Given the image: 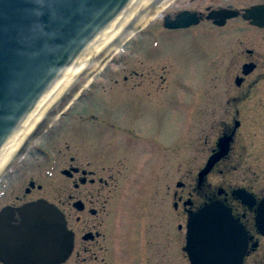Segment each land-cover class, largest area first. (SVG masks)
Here are the masks:
<instances>
[{"label":"flooded vegetation","instance_id":"flooded-vegetation-1","mask_svg":"<svg viewBox=\"0 0 264 264\" xmlns=\"http://www.w3.org/2000/svg\"><path fill=\"white\" fill-rule=\"evenodd\" d=\"M263 3L217 4L205 6L204 11L199 5L185 6L163 15L173 18L183 10L197 14L198 21L184 28L168 29L161 21L170 32L199 29L189 43L195 51L190 55L195 57H206L201 35L206 29L215 33V44L221 51L213 53L217 68L208 79L203 61L184 62L182 72L185 70L187 77L183 83L177 74L170 77V70L165 73L154 67H112L102 73L110 59L86 87L81 86L84 79L76 83L41 118L12 159L8 174L0 178V197H7V201H0V211L39 199L54 204L72 234L70 254L57 264H190L184 251L187 220L206 206L218 205L243 232L245 249L239 264H264V233L255 221L264 197V27L242 17L245 9ZM218 7H230L238 14L216 25L206 15ZM119 70L121 84L117 85V78L110 77ZM190 78L199 84H186ZM106 81L114 86L106 88ZM195 88L200 99L193 104L198 108L192 122L198 123L193 128L198 143L189 141L194 153L176 167L185 174L171 184L165 181L163 195H158L159 150L169 154L170 175V142L160 146L162 122L155 113L165 107L170 110V103L178 101L172 99L175 93L183 91L189 99L194 97L190 93ZM95 93L107 96L110 103L111 94H131L134 99L119 107H101L102 100L90 99ZM180 102L192 103L186 99ZM110 109L114 115L109 114ZM63 118L70 119L71 148L65 144L52 157L36 143L42 146L58 137L65 125ZM167 125L170 138V120ZM37 155L53 162L51 167L64 178L63 185L49 196L33 179L15 181ZM254 166L262 171L259 179ZM138 178L145 181L136 184ZM17 222L13 213L10 223ZM5 248L6 239L0 236V264L7 262Z\"/></svg>","mask_w":264,"mask_h":264},{"label":"water","instance_id":"water-1","mask_svg":"<svg viewBox=\"0 0 264 264\" xmlns=\"http://www.w3.org/2000/svg\"><path fill=\"white\" fill-rule=\"evenodd\" d=\"M172 1L0 0V146L56 75L120 10ZM237 14L230 7H218L208 10L206 18L222 25ZM242 17L264 27V3L245 9ZM197 21L196 13L183 10L173 18L165 16L163 26L184 28ZM13 213L18 216L14 224ZM255 221L264 233V197ZM242 235L228 211L206 206L187 220L184 251L190 264H239L245 249ZM0 236L6 239L4 264H57L72 248L62 213L44 199L14 210L3 208Z\"/></svg>","mask_w":264,"mask_h":264},{"label":"rangeland","instance_id":"rangeland-1","mask_svg":"<svg viewBox=\"0 0 264 264\" xmlns=\"http://www.w3.org/2000/svg\"><path fill=\"white\" fill-rule=\"evenodd\" d=\"M252 0H176L169 2L168 5L164 6V9H162L161 12L152 19H150L147 23L142 25V30L136 36H132L129 38V35L126 38H129L126 41V45L124 47L123 52L116 53L111 59V61L107 62L105 69L101 72L103 73L108 68H136V69H148L149 67L154 68H162L165 73L170 70V77L174 74H177L176 77L180 78L181 81L184 83L183 78H186L185 70L182 72L184 68L183 64L185 61L187 62H194L197 61L198 63L204 62L203 67L205 68V78L208 79L209 75L215 72V69L217 68L215 66V60L213 57L215 56L213 53L217 51H221L215 44L216 38L215 33L208 32L209 29L205 34L201 35L203 36L201 39V45H202V51L206 52V57L204 56H193L190 55L192 53H195V51L189 47L190 39L195 38L198 36L199 29H192L191 31H185L186 33L181 32H170L169 30H165L161 26L162 16L166 14H170V11L189 6V7H198L204 11L205 6H212L215 7V5L220 4L224 6L227 3L231 4H240V3H248ZM190 32V33H188ZM126 36V34H125ZM125 38V39H126ZM155 40V41H154ZM154 41V42H153ZM227 50V48H226ZM124 53H126L124 55ZM211 54V55H210ZM194 57V59H192ZM190 60V61H189ZM220 61V60H219ZM141 62V63H140ZM218 62V60L216 61ZM101 62L96 57V59H93L92 63L89 64V67L86 69L87 72L80 75L75 82L72 84L71 89H73L76 85V83H82L86 80L87 77L90 75H93L97 72V68L100 66ZM99 65V66H98ZM119 74H121V71H116L115 75L110 77L117 78V85L121 84V80L119 78ZM212 77V75H211ZM201 79V76H200ZM179 82V83H182ZM196 81L193 80V78L188 79L186 81V84L190 85L191 87L194 85ZM174 83L175 82H171ZM178 82L176 81V84ZM197 83V82H196ZM199 84V83H197ZM105 85L108 88L114 86L112 81H106ZM172 87H170L171 91ZM194 90L190 93V96H194L189 99L188 95L184 93L183 91H180L178 93H175L174 97H172L173 100H177L176 102L170 103V110L168 107H165L164 109H159V112L155 113L158 115V120L162 122L160 124V146H166V143L170 142V175L169 171H167V165L169 164V154L166 151L159 150L158 155V164H159V173H158V180H159V194L163 195V192L161 190V187L165 185V181H170V184L176 180L181 178V174H185V172H178L176 170V167L178 164H183L188 160V157L190 158L194 151L189 145V141L192 140V142L198 143V138L195 137V127L198 126V123L192 122L193 116H196L195 110H197L198 107H194L193 104L197 102L199 98V91L198 89H191ZM172 95V94H171ZM131 94H126L124 96H121L118 94H111L109 96V99L113 102L110 103L107 96H102L99 93H95L94 97H91L90 99H99L104 101L100 102L101 107L108 106L111 108V106L119 107L121 106V103L125 101H130L129 99H134L131 97ZM161 96V93H160ZM122 97V98H121ZM167 99V98H166ZM191 100L192 103L188 106L186 104H183V102H180V100ZM122 100V101H121ZM83 103L81 104V106ZM107 108V109H109ZM57 109L55 111V114L57 113ZM54 114V115H55ZM110 115H114V113L109 110ZM145 115V114H143ZM64 119V118H63ZM170 120V138L169 135H167L168 131V125L167 122ZM65 125L61 128L58 137L53 136L50 138V140L42 144V146L39 143H36L39 147L43 148L44 151L49 153L48 155H51L53 157L56 156L59 151L65 148V144L68 145L69 148H71L72 138L70 135V119H64ZM189 128L191 130H189ZM191 132V133H190ZM29 158V157H28ZM191 161V159H190ZM14 163L13 160L8 164V166L0 173V178L4 176L5 173L8 174L7 169L9 166ZM56 163V162H55ZM53 162H49L44 159L43 156H36L32 157L30 162L26 163L25 167L21 169L20 174L15 178V181H21L23 179H33L37 183L44 186L46 190V195L49 196L51 192H54V190L59 185H63V176L60 174L59 170L56 168H52L51 165ZM165 164V168H161V165ZM256 166H254L253 171H255V177L257 179L261 178L262 171H260ZM189 173V172H186ZM185 177V175H184ZM145 181V179H142ZM141 179H137L136 184H139V181L142 182ZM62 181V183H61ZM144 183V182H143ZM145 185V183H144ZM142 196L146 195L144 189L141 193ZM49 198V197H48ZM0 201H7V197L3 196L0 197Z\"/></svg>","mask_w":264,"mask_h":264},{"label":"bare ground","instance_id":"bare-ground-1","mask_svg":"<svg viewBox=\"0 0 264 264\" xmlns=\"http://www.w3.org/2000/svg\"><path fill=\"white\" fill-rule=\"evenodd\" d=\"M169 3V2H168ZM168 3L158 5L130 6L120 10L94 38L86 44L80 53L56 75L48 88L38 97L34 105L18 122L12 133L0 146V173L16 154L21 142L30 135L41 118L50 111L60 97L65 94L75 80L87 72L89 64L96 57L107 58L115 53L121 42L133 32L141 28L150 19L157 16ZM132 28L122 38L123 32ZM121 41L117 44V41ZM87 79L86 82H88Z\"/></svg>","mask_w":264,"mask_h":264}]
</instances>
